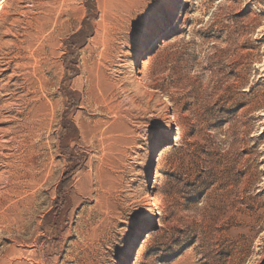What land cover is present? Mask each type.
<instances>
[{
	"label": "rangeland",
	"instance_id": "1",
	"mask_svg": "<svg viewBox=\"0 0 264 264\" xmlns=\"http://www.w3.org/2000/svg\"><path fill=\"white\" fill-rule=\"evenodd\" d=\"M176 1L0 0V264H264V0Z\"/></svg>",
	"mask_w": 264,
	"mask_h": 264
},
{
	"label": "bare ground",
	"instance_id": "2",
	"mask_svg": "<svg viewBox=\"0 0 264 264\" xmlns=\"http://www.w3.org/2000/svg\"><path fill=\"white\" fill-rule=\"evenodd\" d=\"M183 1V0H177L173 9H172V13H175L180 2ZM157 44V42L154 43V45L151 47V49L146 52L144 55H143V59L145 58H148L151 56L152 52H153V49H154V46ZM137 56L134 58V60L130 63L129 65V70L132 72V73H136L137 71V68H138V60H137ZM97 87L101 88L100 86V83H97ZM105 86H103L104 88ZM106 88V87H105ZM102 91H106V90H102L101 89V92ZM169 99L168 97H163L159 100L158 102V106L160 107V109L162 110V114L163 116L166 118V121L163 123V129L165 131H168L170 133V136L168 138V141H170L172 138L171 136V130L173 128V120H172V115H171V112L169 110ZM167 149V147L162 150L160 152V156H162L165 152V150ZM153 161H155V159H153ZM30 163V162H29ZM32 163V162H31ZM31 166L33 167V163L31 164ZM151 169L149 170L148 168V171H147V178H150V173L152 172V168L153 167H150ZM144 198L146 199V221H147V226L150 227L152 225V223L154 222V219H155V212H154V201H153V198L151 196V193L147 190V192L145 193L144 195Z\"/></svg>",
	"mask_w": 264,
	"mask_h": 264
},
{
	"label": "trees",
	"instance_id": "3",
	"mask_svg": "<svg viewBox=\"0 0 264 264\" xmlns=\"http://www.w3.org/2000/svg\"><path fill=\"white\" fill-rule=\"evenodd\" d=\"M87 6L90 7L91 9H94V0H87ZM87 34H85L83 31L79 32L78 34H76L73 38L77 39L76 42L72 43L73 46H71L70 48L72 49V51L74 53H77V50H79V48L84 44V42L86 41L87 38ZM157 51V49H155L154 53ZM153 53V54H154ZM77 71V70H76ZM75 71V72H76ZM75 74V73H74ZM70 123V127L72 129L73 133H77V128L74 126L73 123ZM70 151V150H69ZM86 157L85 154L81 155V157H76L75 160L73 159V156L71 154V152L69 153V157H68V165H67V169L66 172L63 176V179L61 181V187H63L64 189L66 188L67 184H70L72 178H73V174L79 169L80 164L83 163V159ZM202 177V175L200 176V178ZM205 178V177H204ZM191 192V191H190ZM193 192V191H192ZM63 195V193H62ZM194 200V199H192ZM61 205H65V203L67 202V199H63V197L61 196ZM60 215V218L62 217L63 214H57ZM56 223L53 224L54 228H57L60 222V219L57 217L56 219Z\"/></svg>",
	"mask_w": 264,
	"mask_h": 264
}]
</instances>
